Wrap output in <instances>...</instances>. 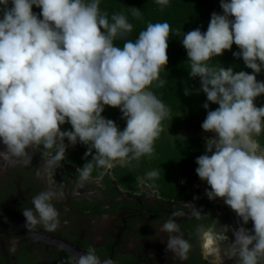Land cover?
<instances>
[{"label": "clouds", "instance_id": "9594fccd", "mask_svg": "<svg viewBox=\"0 0 264 264\" xmlns=\"http://www.w3.org/2000/svg\"><path fill=\"white\" fill-rule=\"evenodd\" d=\"M167 5L169 0H156ZM9 4L11 6H9ZM41 9L33 12V6ZM222 14L213 12L206 32L196 28L183 33L182 45L190 61V77H199L207 102L219 105L207 112L201 128L215 133L205 139V154L196 158L197 176L206 181L209 200L223 199L241 221L238 228L222 225L223 232L198 229L203 248L219 256L229 241L228 259L235 264H264V150L253 139L264 129V106L254 101L264 94L257 74L264 69V0H220ZM0 158L9 164L31 163V153L43 146L55 149L49 166H60L67 146H87L79 169V182L87 181L94 167L111 168L151 155L163 131L169 109L147 90L159 80L168 63L170 25L149 23L135 42L117 47L114 40L132 30L122 14H101L99 0H0ZM133 14L140 10L133 8ZM42 17V18H41ZM103 29V31H102ZM252 72L218 70L206 62L231 50ZM165 81L159 80L163 86ZM185 89V95H189ZM105 106L119 108L126 127L102 116ZM65 123L71 130H62ZM208 153H211L209 155ZM48 155V152H45ZM150 178L157 171L147 174ZM62 192L48 188L22 210L25 227L38 225L49 232L59 224L53 203ZM173 212L160 224L167 237L166 251L185 261L191 243L183 237ZM193 215L200 212L194 207ZM249 221L252 228L248 229ZM70 264H114L101 260L96 249L70 259Z\"/></svg>", "mask_w": 264, "mask_h": 264}, {"label": "flooded vegetation", "instance_id": "af4514ba", "mask_svg": "<svg viewBox=\"0 0 264 264\" xmlns=\"http://www.w3.org/2000/svg\"><path fill=\"white\" fill-rule=\"evenodd\" d=\"M54 153L45 155L38 148L27 165H12L0 158V212L9 214L0 222V264H70L72 256L61 242L83 253L93 246L101 260L108 258L114 264H223L229 241H234L232 232L217 256L203 248L198 229L223 232L222 225L238 228L241 222L223 199H208L205 189L210 188L196 171L178 183L190 188L192 197L175 201L164 198L143 179L130 186L121 184L114 172L130 160L105 167L101 176L81 184L79 168L65 157L59 167L49 166ZM50 187L63 194L53 201L59 212L58 228L53 232L42 225L26 228L22 210L32 208V198ZM194 207L199 217L193 215ZM173 212L182 213L174 219L192 245L185 261L166 251L167 237L160 231V224Z\"/></svg>", "mask_w": 264, "mask_h": 264}, {"label": "trees", "instance_id": "16d2710c", "mask_svg": "<svg viewBox=\"0 0 264 264\" xmlns=\"http://www.w3.org/2000/svg\"><path fill=\"white\" fill-rule=\"evenodd\" d=\"M84 2L87 4L92 0H84ZM133 8L140 10L139 16L133 14ZM99 9L101 14H108L109 23L113 22L111 20L113 14H122L127 22L132 24L130 33L114 40L115 46L121 48L125 41L135 42L140 32L146 30L149 23L167 22L170 25L168 63L165 68H161L159 74V80L165 83L160 86L159 80H156L147 89L169 109V115L161 122L163 131L154 141V151L151 155L132 159L126 166H118L114 173L117 180L124 186L133 185L138 179L144 178L164 198L175 201L188 200L192 197L191 189L179 187V180L195 172L198 167L196 158L205 154V139L210 137L178 135L177 131L184 126L200 127L207 112L215 110L219 105L209 103L208 109L203 107L207 97L200 90V78L190 77V61L182 45V35L196 28L206 32L211 14L213 12L222 14L220 0H169L167 5H160L156 0H99ZM40 11V8L33 6L34 13L39 14ZM238 51V46L233 44L231 50H225L223 55L213 57L206 63L217 70L224 66L232 67L234 72L251 73L252 69L246 67L242 58L233 56V52ZM257 80L264 82V69L257 74ZM186 88L189 90V95H185ZM254 103L257 107L264 106V94L257 97ZM102 116L113 120L121 131L126 127V121L122 119L119 108L105 106ZM61 129L71 130V125L65 123ZM256 138L260 147L264 149V129ZM65 144L68 145L65 160L70 165L80 169L88 160H91V156L87 157V160L84 159L86 145L78 142L73 147L67 139ZM40 148L48 153L55 151V149L45 150L43 146ZM104 168L94 167L90 177L101 176ZM151 171H157L159 175L150 178L147 174ZM249 224L251 229L252 222L249 221Z\"/></svg>", "mask_w": 264, "mask_h": 264}, {"label": "rangeland", "instance_id": "374dc122", "mask_svg": "<svg viewBox=\"0 0 264 264\" xmlns=\"http://www.w3.org/2000/svg\"><path fill=\"white\" fill-rule=\"evenodd\" d=\"M177 134L178 135H188V136H191V137H195V136L196 137L197 136H209V137H212V136L215 135V133H212V132H205L201 128V126L200 127H197V126H190V127L189 126H184V127L180 128L177 131ZM260 135H261V133L258 136H260ZM256 137H257V135L253 134V139L259 144V142L257 141V138ZM261 150H264V149L261 148ZM127 162H128V160L125 161L123 164H126ZM113 164H116L117 165V164H119V161H115V162H113ZM142 179L145 181L144 178H142ZM244 226L247 227L248 229H250V224L249 223L247 225H244ZM223 264H235V261H234V259H228V256L226 255V257H225V259L223 261Z\"/></svg>", "mask_w": 264, "mask_h": 264}, {"label": "water", "instance_id": "95a60500", "mask_svg": "<svg viewBox=\"0 0 264 264\" xmlns=\"http://www.w3.org/2000/svg\"><path fill=\"white\" fill-rule=\"evenodd\" d=\"M8 218H9V214L0 212V222L6 221ZM61 246L72 257L77 256L79 254H83V252L78 247H75V246L68 244L66 242H61Z\"/></svg>", "mask_w": 264, "mask_h": 264}]
</instances>
